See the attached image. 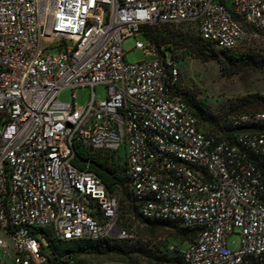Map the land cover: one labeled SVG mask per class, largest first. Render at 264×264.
<instances>
[{
  "label": "built area",
  "instance_id": "2783aa9c",
  "mask_svg": "<svg viewBox=\"0 0 264 264\" xmlns=\"http://www.w3.org/2000/svg\"><path fill=\"white\" fill-rule=\"evenodd\" d=\"M182 24L234 50L246 26L264 35V0H0V264L45 263L40 229L63 241L134 237L117 226L120 204L103 181L75 167L79 146L123 157L143 218L198 230L164 253L264 264V92L261 108L229 117L230 136L200 125L178 61L150 36ZM141 34L145 60L128 63L124 41ZM100 85L105 101L58 100Z\"/></svg>",
  "mask_w": 264,
  "mask_h": 264
},
{
  "label": "rangeland",
  "instance_id": "374dc122",
  "mask_svg": "<svg viewBox=\"0 0 264 264\" xmlns=\"http://www.w3.org/2000/svg\"><path fill=\"white\" fill-rule=\"evenodd\" d=\"M161 34L172 40L168 44H159L164 46L170 56L178 61L181 79L183 97L205 100L209 106L211 115L214 116L219 124L227 123L229 117L243 110H256L259 104V97L264 92V69L251 66L242 67L235 73H231V65L224 54L213 55L208 50L209 56L199 57L188 47H182L176 41L199 42L198 30L192 24H182L179 26H168L161 29ZM149 38L143 34L131 37L124 41L123 50L127 54L128 63H139L145 60V53L135 48L137 42L148 45ZM264 49V35L249 30L247 38L235 50L228 53L232 55H244L262 53ZM75 95V101L72 95ZM92 93L95 100L105 101L108 97V90L105 85L97 86L94 91L89 88H79L75 91L70 89L62 90L58 95L59 102L63 104L73 103L78 108H84L90 101ZM260 108V107H259ZM258 108V109H259ZM200 125H206L199 120ZM103 156V155H102ZM116 167L122 169V157L119 156L116 161ZM120 200H123L120 192L116 193ZM122 209L117 221V226L128 231L134 237L128 244H134L141 248L142 254H159L163 244L179 243L186 245V239L178 236V226L173 224H156L147 226L142 219L134 214L131 205L127 200L121 201ZM236 231L227 239L228 246L232 250L239 249L240 235ZM49 235L54 239V235L49 231ZM112 238H117L114 233ZM56 239H54L55 241ZM126 242V241H125ZM56 245H58L56 243ZM159 250V251H158ZM52 248L46 250V261L43 264H64L69 260L66 256H59L52 253ZM70 261V264H147L146 259L141 255H132L125 258L121 255H110L99 257L83 254L76 261ZM7 264H10L7 261Z\"/></svg>",
  "mask_w": 264,
  "mask_h": 264
},
{
  "label": "trees",
  "instance_id": "16d2710c",
  "mask_svg": "<svg viewBox=\"0 0 264 264\" xmlns=\"http://www.w3.org/2000/svg\"><path fill=\"white\" fill-rule=\"evenodd\" d=\"M168 26L174 25H163L156 30L151 31V38L156 44H168L172 40L167 36H163L161 34V29ZM197 28V27H196ZM247 31L249 33L250 27L246 26ZM198 30V29H197ZM254 31V30H253ZM198 37L200 39L199 42H191V41H176L182 47H188L191 51L197 54L199 57L209 56L206 54V51L210 50L213 55L224 54L226 59H228L229 65H231L230 72L233 74L238 69L242 67H257L261 70L264 69V49L260 50L262 53H254V54H244V55H232L228 56V53L233 51L219 50L213 44L205 42L202 40L201 36L198 32ZM235 50V49H234ZM183 96V93L181 92ZM184 98V97H183ZM186 103L193 110L195 117L198 120L204 122L207 126L211 127L218 134H222L224 136H230L232 132L235 130L231 124L229 123V119L225 124H219L218 120L211 115L209 106L205 100H198L196 98H188L185 99ZM258 108L262 107V100L259 97ZM256 108V109H258ZM251 111V110H243L240 112ZM103 155V156H102ZM121 156L118 153L114 152H106V151H93L89 148L79 146L76 152V159L74 161L75 167L81 170H89L95 173L105 184L108 192L115 196L120 204V212L122 209L121 201L127 200L131 205V210L134 214L139 216L142 219V222L147 226H153L158 224H173L178 226V236L186 239V244L190 243L198 234L197 229H188L180 226L177 223L167 222V221H152L146 218H143L138 210V203L134 199L133 192L130 186V181L125 171V162L122 157V169H118L116 167V161L118 157ZM117 191L120 192V195L123 200H120ZM49 231L54 235V239H52L49 235ZM39 233L42 237L47 240V249L52 248V253L55 255L56 253L59 256H66L71 261H76L81 255L87 254L92 256L99 257H107L110 255H121L125 258H128L132 255H141L143 256L147 264H161L163 262H175L177 264H182L181 256L174 255L173 258L167 257L163 251L162 246L167 244H163L159 251V254H142L141 248L134 245L128 244L131 239H118L105 237L99 240H78V241H63L53 231L52 228L40 229ZM126 241V242H125ZM56 243L58 245H56ZM47 257L50 256L47 254ZM50 260H52L50 258ZM66 260L63 262L64 264H70V261ZM62 262H60L61 264ZM252 264H260L255 261Z\"/></svg>",
  "mask_w": 264,
  "mask_h": 264
},
{
  "label": "crops",
  "instance_id": "0c3cea01",
  "mask_svg": "<svg viewBox=\"0 0 264 264\" xmlns=\"http://www.w3.org/2000/svg\"><path fill=\"white\" fill-rule=\"evenodd\" d=\"M167 257H169V258H173L174 257V255L173 254H165ZM161 264H177V263H175V262H163V263H161Z\"/></svg>",
  "mask_w": 264,
  "mask_h": 264
},
{
  "label": "water",
  "instance_id": "95a60500",
  "mask_svg": "<svg viewBox=\"0 0 264 264\" xmlns=\"http://www.w3.org/2000/svg\"><path fill=\"white\" fill-rule=\"evenodd\" d=\"M86 201H87V202H89V199H88V198H86Z\"/></svg>",
  "mask_w": 264,
  "mask_h": 264
}]
</instances>
